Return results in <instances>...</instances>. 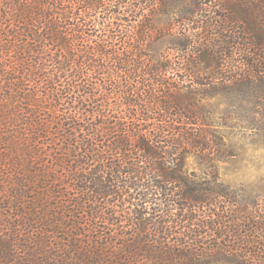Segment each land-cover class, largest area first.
Here are the masks:
<instances>
[{
	"label": "trees",
	"instance_id": "obj_1",
	"mask_svg": "<svg viewBox=\"0 0 264 264\" xmlns=\"http://www.w3.org/2000/svg\"><path fill=\"white\" fill-rule=\"evenodd\" d=\"M154 2L164 0H0V264H200L212 253L243 264L245 248L261 245L264 223L229 250L170 239L182 228L225 229L202 221L211 212L199 220L197 208L226 193L186 175L191 155L211 161L214 148L197 137L207 128L196 94L167 81L163 62L145 63L166 33L179 40L159 19L173 11L148 19L144 5ZM226 10L239 25L227 42L241 45L247 67L227 81L260 99L264 0ZM195 13L181 16L193 22ZM224 45L195 52L201 88L226 81ZM182 118L195 123L182 127Z\"/></svg>",
	"mask_w": 264,
	"mask_h": 264
},
{
	"label": "rangeland",
	"instance_id": "obj_2",
	"mask_svg": "<svg viewBox=\"0 0 264 264\" xmlns=\"http://www.w3.org/2000/svg\"><path fill=\"white\" fill-rule=\"evenodd\" d=\"M231 1L164 0V3L154 2L144 5L147 9L145 14H148L147 17L150 20L155 19L154 14L156 13L163 14L168 13L169 10L173 11L175 15H170V18L168 15H164L159 19L165 29H169L166 26L172 24L171 28H173L174 34L179 38V40L175 39L177 37L170 38L166 33L160 44L151 45L148 48L147 54L150 55V58L147 57L145 63L151 68L158 62H163L165 66L169 67L166 73L167 81L178 85L184 94L188 91L196 94L195 105L202 111V117H204L202 121L207 128L203 131L198 128L197 133L202 136L197 137L198 139L200 137L209 139V145L214 148L213 154L209 156L211 161L206 160L207 157L199 156L204 155L203 153L198 152L191 155L187 159L186 175L198 182L209 181L215 189L224 190L226 193V197L218 200V203L215 202L213 206L197 208L199 220L203 219V212H211L214 215L202 221H207L210 224L214 222L223 224L225 229L219 228L211 233H206L199 226L195 232L185 228L188 232L184 237L182 234L185 229L182 228L180 236L170 237L171 240L200 243L199 251L206 245H222L221 248L225 246L226 250H229L228 246L237 248L239 240H243L244 236L248 232H252L256 225L264 223V96L257 99L250 95L253 92L251 86H231L227 81V77L247 70L245 69L247 67L243 65V61L246 62V59L244 56H240L239 47L241 45L238 44L235 48H231L227 42L231 28L236 29L239 26L228 24L230 15L226 10V5ZM193 10L197 12L193 15V22H187L182 18L183 13ZM132 25H136L134 21ZM212 26L216 29L217 27L222 28L216 33ZM184 29L186 34L183 32ZM220 42L225 43L223 47L225 53L221 55V59L225 60L226 64L224 71L226 81L223 83V81H215L212 78L211 86L201 88L198 84L203 80L205 74L197 62L199 53L195 54V52L197 49L205 47L212 49L211 45L215 43L220 45ZM178 43L180 44L178 45ZM221 49L217 48L214 52ZM217 68L218 66L211 67L207 74H217ZM205 91H207V96L203 94ZM116 103L118 100L109 105L113 107ZM124 109L126 108L124 107ZM120 112H117V115L119 119H122L124 116ZM180 122L182 127H185L187 123H195L194 120L191 121L188 118H182ZM204 130L205 135L202 133ZM195 135H197L196 132ZM222 144L226 147V156L223 157H221L222 153L217 150ZM249 214L255 218L250 223L247 219ZM253 216H250L249 219ZM241 219H246L248 222L245 228L238 226ZM259 237L261 245L256 247L251 245L245 248L250 254L244 257V261H241L243 264H255V260L257 264H264V233H261ZM222 255L224 254L212 253V256L200 257L198 258L200 259L199 263L239 264L232 256Z\"/></svg>",
	"mask_w": 264,
	"mask_h": 264
}]
</instances>
